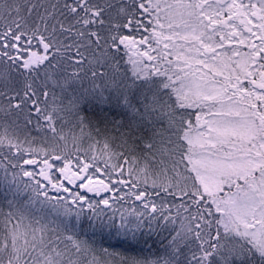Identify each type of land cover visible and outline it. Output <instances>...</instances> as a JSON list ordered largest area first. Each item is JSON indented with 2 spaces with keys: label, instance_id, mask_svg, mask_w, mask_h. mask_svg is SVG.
Returning a JSON list of instances; mask_svg holds the SVG:
<instances>
[{
  "label": "snow or ice",
  "instance_id": "snow-or-ice-1",
  "mask_svg": "<svg viewBox=\"0 0 264 264\" xmlns=\"http://www.w3.org/2000/svg\"><path fill=\"white\" fill-rule=\"evenodd\" d=\"M0 264H264V0H0Z\"/></svg>",
  "mask_w": 264,
  "mask_h": 264
}]
</instances>
